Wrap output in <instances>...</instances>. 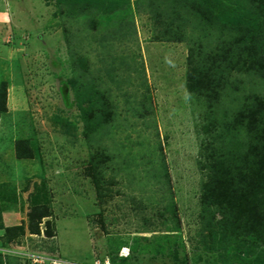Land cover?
<instances>
[{
    "label": "rangeland",
    "instance_id": "1",
    "mask_svg": "<svg viewBox=\"0 0 264 264\" xmlns=\"http://www.w3.org/2000/svg\"><path fill=\"white\" fill-rule=\"evenodd\" d=\"M67 1L0 0V252L11 264H252L244 260L261 246L253 255L250 244L224 252L210 235L217 219L208 227L202 218L197 131L205 106L188 88L194 30L184 28L185 41L158 38L175 0H106L111 8L96 14H68ZM221 1L229 11L215 10L216 18L233 22L237 5ZM156 7L167 15L152 16ZM109 33V44L101 41ZM85 77L109 87L117 106L112 138L103 137L113 156L111 195L101 200L84 135V108L95 99ZM22 138L32 158L17 156ZM164 162L158 180L150 167ZM36 211L45 214L40 234L31 233ZM47 221L54 236L45 234Z\"/></svg>",
    "mask_w": 264,
    "mask_h": 264
},
{
    "label": "trees",
    "instance_id": "2",
    "mask_svg": "<svg viewBox=\"0 0 264 264\" xmlns=\"http://www.w3.org/2000/svg\"><path fill=\"white\" fill-rule=\"evenodd\" d=\"M230 1L239 9L233 22L224 17L223 20L216 18L215 10H219V15L229 11L230 6L221 0H175V10L163 9L175 15L167 16V24L158 38L185 41L184 28L191 25L194 30L187 61L188 88L191 97L196 96L205 106L202 115L205 121L198 125L197 131L198 160L206 177L202 180L199 198L204 224L214 227L217 219V228L211 229L210 235L221 239L220 248L224 252L232 245L243 248L250 244L248 254L253 255L255 248L261 246L253 261L244 262L264 264V0ZM65 5L68 14L79 10L96 14L102 8H111L106 0H68ZM158 9L149 11L154 17L158 15L157 18L167 15ZM112 35L114 33L104 35L101 41L109 44ZM67 42L70 43L68 33ZM70 53L74 73L79 77L80 60L72 48ZM85 78L95 99L84 108V135L91 145V175L101 200L102 196L111 195L105 172L113 156L103 146V137L112 138L117 106L109 87H98ZM6 110L7 92L3 84L0 86V114ZM15 150L22 159L34 156L29 139H18ZM150 169L159 180L166 173L165 162L159 167L154 164ZM31 216V233L40 234V222L45 214L36 211ZM4 227L0 207V229ZM45 234L55 235L52 221H47ZM235 258L231 260L236 261ZM11 259V254L0 252V264H11Z\"/></svg>",
    "mask_w": 264,
    "mask_h": 264
},
{
    "label": "built area",
    "instance_id": "3",
    "mask_svg": "<svg viewBox=\"0 0 264 264\" xmlns=\"http://www.w3.org/2000/svg\"><path fill=\"white\" fill-rule=\"evenodd\" d=\"M106 262V261H105ZM107 264H109V261L107 262Z\"/></svg>",
    "mask_w": 264,
    "mask_h": 264
}]
</instances>
